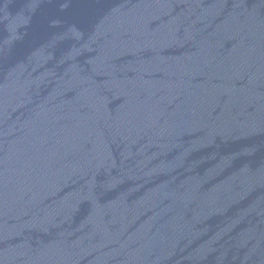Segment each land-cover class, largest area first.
Returning <instances> with one entry per match:
<instances>
[{
	"label": "water",
	"instance_id": "95a60500",
	"mask_svg": "<svg viewBox=\"0 0 264 264\" xmlns=\"http://www.w3.org/2000/svg\"><path fill=\"white\" fill-rule=\"evenodd\" d=\"M0 264H264V0H0Z\"/></svg>",
	"mask_w": 264,
	"mask_h": 264
}]
</instances>
